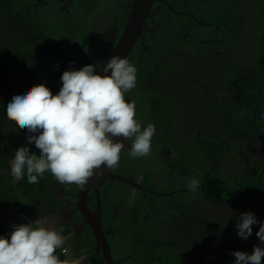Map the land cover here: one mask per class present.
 Returning <instances> with one entry per match:
<instances>
[{
    "label": "clouds",
    "instance_id": "clouds-1",
    "mask_svg": "<svg viewBox=\"0 0 264 264\" xmlns=\"http://www.w3.org/2000/svg\"><path fill=\"white\" fill-rule=\"evenodd\" d=\"M35 1L36 5L33 10H38L39 3L44 6V0ZM27 2L29 3V0H24L23 4H18L12 9L14 13L8 8H0V43L10 37L14 42L12 44L24 52H31V59L36 64L47 63L45 58L49 53L48 46H41L33 33L29 38L19 36V31L27 18L26 13L32 16L31 9L23 10ZM4 3L5 1L0 2L1 5ZM207 5L209 7L207 13L212 8L214 13L223 14L231 5H236L238 9L236 0H215ZM208 22L214 23L213 21ZM236 30L228 34L230 35L228 46L232 44L231 36ZM72 36L80 38L82 35L73 33ZM2 44L3 47L8 45ZM81 45L80 42L72 45L67 55L79 59ZM52 55L49 58L60 57V61H56L55 68L61 71L59 76L62 86L55 95L43 83L35 84V80L32 79L33 75L27 70L29 66L21 64L16 55L14 59L4 55L1 57L0 182L11 175H14L16 180L26 175L29 184H36L39 182L38 178L42 177L46 171L50 172L55 182L49 189L52 193L50 204L52 203L53 208L54 201H56L57 206L56 209L53 208V211H57L66 210L69 204L61 200L60 193H67L68 188H75L73 183L84 184L93 175V170L99 169L102 165L116 166L120 160V153L127 152L132 157L141 160L147 158L151 149L152 137L156 134V127L149 123L142 128L138 122L139 115L135 103L125 100V93L135 88L137 83V69L128 59L112 56L102 69H98L100 64L97 67L93 63L79 70H73L71 66L67 70L59 52L55 50ZM258 63L259 60L255 62L252 58L232 65L237 66L243 74H246L249 73L250 67ZM48 74L53 75V72ZM192 94L193 92L189 96ZM243 142L239 141L235 146ZM258 151L260 155L264 153L263 149ZM237 155L241 157L239 163L243 164L244 152L237 153L234 159ZM253 167L257 165L249 168L253 169ZM201 169L202 167L196 170L199 176L202 175ZM208 175L209 173H206V179ZM200 185V180L197 178L187 180V187L192 192L204 187V184ZM140 188L147 191L143 187ZM4 190V187L0 189V199L2 198L3 202H5ZM152 193L148 195L160 197ZM202 203L211 208L216 202L211 197H205ZM47 204L43 202V211L48 207ZM255 209L264 217L262 200L257 201ZM15 211L18 213L16 220L0 222L8 227L11 225L10 230L8 227L0 230V264H83L82 258L72 255L73 244H66L63 241L64 235L52 228L51 216L55 212L52 215L40 216L38 214L28 215L27 212L22 215L23 212ZM77 211H79L78 207ZM226 213L220 209V206L217 210L214 207L213 214L205 216L203 227L222 231L205 232L197 228L196 238H192L197 239L196 242H190L187 246L192 245L194 252L204 251L207 242L217 247L222 241L224 226L227 223ZM217 218L220 220H216ZM2 219L0 216V220ZM175 222L180 224L178 219ZM201 225L200 222V228ZM256 225H259V229L255 235L260 244H246L241 239H249L253 234V226ZM168 226L171 227L169 232H160L152 242H169L174 225L172 223ZM235 228L236 234L224 231L228 238L238 239L236 249L231 253L234 256L233 264H262L264 221H259L252 212H245L236 218ZM103 233L105 240L100 245L97 244L104 261L106 259L102 248L106 246L109 249V244L106 238L107 233ZM191 234H193V229H187V227L181 232L182 238L187 240ZM127 236L133 240L131 231L127 233ZM207 236L210 237L208 241L204 239ZM136 240L135 245H145L140 239ZM201 246L204 249H201ZM227 251L228 246L224 252Z\"/></svg>",
    "mask_w": 264,
    "mask_h": 264
},
{
    "label": "flooded vegetation",
    "instance_id": "flooded-vegetation-1",
    "mask_svg": "<svg viewBox=\"0 0 264 264\" xmlns=\"http://www.w3.org/2000/svg\"><path fill=\"white\" fill-rule=\"evenodd\" d=\"M163 1L165 4L155 1L151 5L150 18L142 33V39L133 50L139 48L153 56L156 50L148 42L160 39L157 48L160 47L161 41L165 42L163 57L167 54L169 60L186 58L197 53L210 59L223 57L230 35L226 36L224 32L219 31V25L208 22L206 18L209 15L207 4L215 0ZM82 2L87 3L83 15L87 16L88 23L95 17L100 19L91 31L89 41L86 29V34L81 36L82 40L78 36L72 37L70 36L72 34H68L64 36L70 40L69 44L58 43L57 40L62 35L52 34V29L62 30L66 24L70 26L72 23H67V18L74 14L76 6ZM135 2L136 0H44V6L39 3L37 11L33 10L35 0L33 3H25L23 10L31 9L32 16L26 13L27 18L19 31V36L29 38L33 33L41 46H48L50 49H47L49 53L45 58L47 63L36 64L31 59L30 51L24 52L15 44L4 46L0 57L6 52L14 53L21 64L29 66L27 70L33 75L35 84L43 83L55 95L62 86L59 76L61 71L55 68L60 57L49 56L52 57L55 50L58 51L67 70L70 66L73 70H79L91 64V61L98 67L121 42L131 12L134 11ZM77 42L82 43L79 59L67 55V52H70L69 48ZM133 50L128 59L134 57ZM144 62L148 63L147 60ZM49 72H53V75L48 74ZM158 80L160 79H154L152 83L146 82L145 85L137 83L135 88L125 93V100L134 102L136 109H140L143 101L148 100L146 108L150 112V123L163 135L165 130L160 125L166 121L160 118V112L156 113V106L164 109L169 107L170 103L165 93L151 90V85ZM198 81L202 79L198 78ZM203 91V94H206L208 89ZM197 95L200 93L197 92ZM198 101L200 103V99ZM138 115L141 121H145V117L139 111ZM162 142L155 134L147 158L141 160L127 152L120 153V160L116 166L102 165L99 169L93 170V175L84 184L73 183L75 188H68L67 193H60L61 200L69 204L66 210L55 211L51 220L52 228L64 235L63 241L66 244L72 245L82 232L88 231L95 241L97 253L101 254L93 230L87 224V218L93 219L99 215L103 232L107 233L110 255L104 261L101 256L98 264H109L111 259L115 264H160L158 260L163 263L167 253L140 251L143 248L135 245L134 241L140 239L147 249L152 248V240L179 217L173 207L184 209L190 203L189 197H185L184 194L192 191L187 187V180L183 179L182 184L185 187L167 193L173 186L169 184V180L172 179L173 183L177 181L174 179L175 173L170 171V167L173 166L171 160L177 153L166 149ZM197 176L200 177L195 171L191 178ZM132 184H137L160 197L141 193ZM176 195L175 199L170 200ZM121 203H126L128 208L125 210L124 207H120ZM56 206L57 202L54 201L53 208L56 209ZM167 210L171 211L170 216H166ZM119 211L130 214L124 218ZM160 222H165L163 228L157 227ZM189 228L193 229V234L189 238H196V228L188 226L187 229ZM118 229H123V232ZM129 230L133 234V240L127 236ZM158 244L165 250L170 246L174 251L184 246L174 245L171 239L167 243ZM190 248L193 250L192 245Z\"/></svg>",
    "mask_w": 264,
    "mask_h": 264
},
{
    "label": "trees",
    "instance_id": "trees-1",
    "mask_svg": "<svg viewBox=\"0 0 264 264\" xmlns=\"http://www.w3.org/2000/svg\"><path fill=\"white\" fill-rule=\"evenodd\" d=\"M1 1H5V3L3 5L0 4V8H8L12 12V9L24 2V0ZM33 1L29 0L31 3ZM208 13L209 15L206 17L208 21H213L219 25V31L224 32L226 35L231 34L232 30H236L241 26L236 5L229 6L223 14L214 13L212 8H210ZM158 40L160 39L148 42L156 50L153 56L138 48L133 50V53H135L134 57L128 59L136 67L137 83L141 85H145L146 82L152 79L154 81L157 74L170 61L167 58V54L163 57L165 42L161 41L160 47L157 48ZM259 42L260 48L262 49L261 55L257 59L259 63L256 66L250 67L249 73L246 74H243L242 70L237 68V66L230 65L228 70L231 74V80L228 88L217 92V106L215 107L205 101H201L200 103L203 107L217 112L222 124L216 131L199 130L197 132L196 140L206 158V164L201 169L202 175L198 178L200 184H204V187L195 192L184 194L185 197H189L190 201L184 209L173 207L179 215L177 219L180 221V224L174 222V228L171 230L170 239L176 246H181L184 242L181 240V232L188 226L197 229L200 222L202 223L200 228L202 231H222L221 229H206L203 227L206 217L204 216L205 213L203 210L205 205L202 207L201 201L205 197H211L220 206V209L227 212L225 218L227 223L224 226V231L236 234V218L245 212H252L259 221H264L261 212L255 209L258 200L264 202V161L256 163L257 167H253V169L249 168L243 171L235 170L229 173L224 168V164L228 162V156L231 150H233V147L239 141L250 142L259 136H264V32L259 37ZM2 48L3 44L0 43V52ZM4 56L15 58V54L9 52H6ZM0 60H2L1 57ZM145 60L148 63H145ZM149 75L153 77L147 78ZM147 103L148 100L143 101L142 107L137 109L145 117V121L138 119L142 128L150 123V112L146 108ZM156 110V113L160 112V118L166 121L167 111L174 110V105L170 103V106L164 109L156 106ZM163 129L165 130V128ZM156 134L163 141V146L166 149L172 150V142L166 139V130L165 134L161 135L156 129ZM176 152L179 154H176V157L173 156L171 160L173 166L170 167V171L175 173L174 179L177 181L173 183L172 179L169 180V184H173V186L167 193L173 190H181L185 187L182 184V180L190 179L193 172L198 169L191 170L193 166H191L186 157V155L191 154L185 147L178 148ZM261 155H264V153ZM206 173H209L207 179L205 178ZM52 177L53 175L46 171L42 177L38 178L39 182L36 184H29L26 175L18 180L15 179L14 175H11L9 177L10 179L3 178L0 182V189L5 188L3 199L5 202L10 203L15 210L20 212L26 211L28 215H52L55 212L51 207L52 203H49V201L51 202L50 195H52L49 189L55 183ZM158 192L162 191L158 190ZM37 196L39 197L37 201L31 200ZM176 197L177 195L170 200ZM43 199H46L48 203H46L48 207H46L45 211L42 210L44 208V205H42ZM24 201H28L30 204L27 205ZM10 226L8 227V225L0 223V230H4L5 227H8L10 230ZM256 226H253V229ZM170 228L168 226L161 232L168 233ZM118 230L123 232V229ZM224 231L222 241L217 247L207 242L205 250L201 252H194L190 246H181L175 251L168 246V249L165 250L160 244L154 242H152V248L147 249L145 245H142L143 250L140 251L150 250L152 252L167 253L162 264H233L234 256L231 253L235 251L238 239L235 237L228 238ZM255 233L256 231L253 230V234L249 239H240L245 241L246 244L254 243L255 245H259L260 242ZM89 234L88 231H84L77 237L75 243L72 245V255L82 258L83 264H98L101 256L97 253L95 241ZM227 246L228 251L224 252ZM194 253L196 254L194 255ZM58 256L61 255L58 254ZM161 258H163V255ZM158 263L161 264V260H158ZM262 264H264V258L262 259Z\"/></svg>",
    "mask_w": 264,
    "mask_h": 264
},
{
    "label": "rangeland",
    "instance_id": "rangeland-1",
    "mask_svg": "<svg viewBox=\"0 0 264 264\" xmlns=\"http://www.w3.org/2000/svg\"><path fill=\"white\" fill-rule=\"evenodd\" d=\"M236 1L239 15L242 20V26L231 36L233 42L226 48L223 57L210 59L203 54L197 53L191 54L186 58L170 59L162 71L154 78L160 80L151 85L152 91L165 93L168 102L174 105V110L167 111L166 123H162L160 126L165 128L166 137L172 142V151L177 153L176 151H178V148L185 147L191 154L186 155V157L193 168H199L206 164V158L196 140L197 132L199 130L211 129L216 131L222 124L221 118L217 112L203 107L200 103L194 102H199L198 99H200V102L205 101L216 107L217 92L228 88V84L231 80L228 67L233 63L252 58L256 62L262 52L259 37L264 32V0ZM86 4L87 3L83 4V2L78 4L74 14L68 16L67 23H72L70 26L66 24L62 27V30L52 29V34L57 33L62 35L57 40L58 43L69 44L70 40L64 35L76 33L84 36L87 32L86 29H88L89 41L90 33L97 22H100V19L99 17H95L88 23L87 16L83 15ZM2 43L9 45L14 42L12 38L9 37L5 38ZM151 77L153 76H147V78ZM198 78H201L202 81H198ZM149 82L152 83L153 79ZM204 89H208L209 94L208 91H206V94H203ZM191 92H193L191 95L192 97L189 96ZM197 92L203 95L198 96ZM191 102H193V104H191ZM259 149L264 150V137L262 136L257 137L253 141L243 142L235 146L228 156V162L224 164L225 171L229 173L235 170L243 171V169H248L251 166L257 165L256 163L264 161V155L259 154ZM241 151L244 152L245 160L243 164L238 165L241 157L237 155L234 161L233 157ZM193 168L191 170H193ZM38 198L37 196L31 200L37 201ZM202 201L201 206L203 207ZM24 202L27 203V205L30 204L28 201ZM43 202L47 203L46 199H43ZM119 206L124 207L125 210L128 208L126 203H121ZM214 207L217 210L218 204H212L211 208L204 206V216H211L214 212ZM25 212H23L22 215H24ZM119 213L124 218H127L130 214L126 211L124 213L119 211ZM170 214H172L171 211L167 210L166 216H170ZM0 216L3 218L0 222H9L16 220L18 218V213L10 203L3 202V200L0 199ZM216 220L219 221L220 218ZM164 223L165 222L158 223L157 227L163 228ZM172 223L174 222L169 224ZM198 229H200V227H198ZM258 229L259 225L254 227L253 230L258 231ZM204 239L208 241L210 237L207 236ZM181 240L184 241L183 245L187 246L188 243L196 242L197 239L194 240L189 238L187 240L182 238ZM201 249H204V247L201 246ZM195 254L196 253H194V255Z\"/></svg>",
    "mask_w": 264,
    "mask_h": 264
},
{
    "label": "water",
    "instance_id": "water-1",
    "mask_svg": "<svg viewBox=\"0 0 264 264\" xmlns=\"http://www.w3.org/2000/svg\"><path fill=\"white\" fill-rule=\"evenodd\" d=\"M161 2L164 3L163 0H136L134 11L131 12V16L127 25V28L125 30V33L123 35V38L119 45L114 48L112 53L107 55L106 59H104L98 69H102L104 64L110 59L112 56H119L121 58L128 59L129 55L131 54L134 46L142 39V33L146 27V23L150 18L151 13V5L153 2ZM165 4V3H164ZM120 179V178H118ZM122 181H125L123 179H120ZM131 183V182H129ZM132 186L139 190L142 193L146 194H153L150 191H143L142 188H140L137 184H132ZM87 224L91 227L93 230V234L96 237L97 243L100 245L105 239H104V233L102 230V226L100 224L99 215L97 218L88 219L87 218ZM104 252L105 259L109 258L110 252L109 249L104 246L102 248ZM109 264H115L114 261L111 259L109 261Z\"/></svg>",
    "mask_w": 264,
    "mask_h": 264
}]
</instances>
